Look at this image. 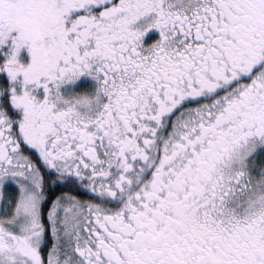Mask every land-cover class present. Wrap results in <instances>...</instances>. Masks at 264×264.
<instances>
[{"label":"snow or ice","instance_id":"6c2138e0","mask_svg":"<svg viewBox=\"0 0 264 264\" xmlns=\"http://www.w3.org/2000/svg\"><path fill=\"white\" fill-rule=\"evenodd\" d=\"M0 264H264V0H0Z\"/></svg>","mask_w":264,"mask_h":264}]
</instances>
